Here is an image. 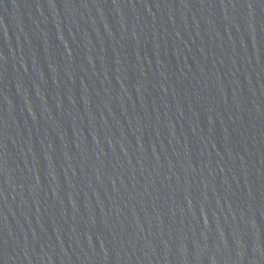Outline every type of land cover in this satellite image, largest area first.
Masks as SVG:
<instances>
[{
    "label": "water",
    "instance_id": "1",
    "mask_svg": "<svg viewBox=\"0 0 264 264\" xmlns=\"http://www.w3.org/2000/svg\"><path fill=\"white\" fill-rule=\"evenodd\" d=\"M0 264H264V0H0Z\"/></svg>",
    "mask_w": 264,
    "mask_h": 264
}]
</instances>
